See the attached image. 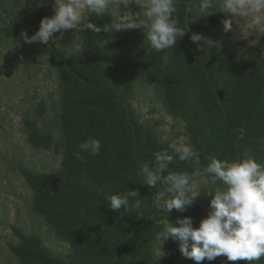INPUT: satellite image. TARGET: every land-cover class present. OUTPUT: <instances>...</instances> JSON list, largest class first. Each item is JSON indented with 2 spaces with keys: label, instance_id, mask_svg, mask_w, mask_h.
<instances>
[{
  "label": "rangeland",
  "instance_id": "rangeland-1",
  "mask_svg": "<svg viewBox=\"0 0 264 264\" xmlns=\"http://www.w3.org/2000/svg\"><path fill=\"white\" fill-rule=\"evenodd\" d=\"M46 1L52 5L55 12L54 0H22L29 12L32 6H39ZM129 10L133 14L140 12L135 4L129 5L127 9L120 7L122 13ZM227 18L224 12L218 11L216 15H210L205 23L203 22L206 26L212 22L216 23L214 29L216 43L223 38L229 39L232 45L240 44L245 48L264 43V36L260 37L258 34L248 36L247 31H242L243 23L238 27L234 23L232 29L225 32L223 21ZM177 22L178 26L186 27L183 23ZM129 29L132 28L120 31ZM87 31L81 29L77 32L70 29L57 32L54 33L55 42H51L78 58L79 66L85 68L81 64L83 53L78 55L67 46L71 45L76 35H83L81 39H84ZM190 37L187 29L185 36L177 42L175 48L158 51V58L161 59L156 66L158 70L154 71L152 76L140 81L131 80L132 76L128 72H123L115 78L116 84L111 86L112 92L106 94L84 81L71 78L69 68L59 59L52 58L48 49L41 44L26 43L22 37L7 38L0 35V264H44L35 255V249L24 244L22 237L34 238L38 241L36 245H40L52 259H66L71 247L77 245L86 253L104 254L105 260L110 264H128L122 250L115 251L109 246H101L95 237L83 229L70 228L60 216L49 220L37 208L47 207L59 213L71 210L76 214L114 220L108 210L86 196L61 190L47 183L31 182L27 177L28 174L47 176L66 174L64 164L70 159L77 160L78 155L82 153L87 157L90 174L97 171L98 179L111 178L113 176L111 167L116 166L117 161L116 149L120 148L113 142L121 133L117 127L110 124V118L118 113L120 107L121 114L127 110L134 115L140 126L139 134L144 135L146 130L160 144H186L192 148L190 124L200 122L201 127L208 128L207 143L212 139L223 140L220 143V154L223 156L220 155L217 159L231 162L253 158L264 166V132L259 138L250 139L249 142H244L241 134L233 136L230 124L234 121L231 122L222 110L218 90L212 87L209 74L203 70L200 59L193 54L191 49L193 42ZM173 59L181 68L182 78H190L191 82L187 84L191 91L201 96L199 103L187 109L191 115L184 113L180 104L177 105L180 106L177 111L171 109L159 84L160 77L163 76L167 80L168 93L173 97V74L161 70ZM214 70L220 73L221 66L215 67ZM61 73L64 74L63 79ZM68 79L73 81L68 82ZM157 80L158 84L155 82ZM101 97L114 105L108 107L106 113L92 106L101 100L99 99ZM95 121L97 122L95 130L91 132L90 127ZM122 135L128 137L130 134L126 131ZM89 138L100 141L104 148L100 155L93 156L81 150L80 145ZM223 144L227 145L225 150ZM238 146L241 148L237 153ZM130 157L133 158L134 155L131 154ZM189 160L199 163L196 156ZM147 162L149 164L150 160ZM106 165L110 168L108 173L104 171ZM173 172L187 171L175 169ZM122 174L123 177L124 173ZM194 179L202 184L200 196L187 208L194 207L191 219L193 227L198 228L209 211L212 197L207 193L215 191L222 185L220 182L216 185L205 184L203 177ZM153 194L147 211V223L138 227L131 225L130 222L127 224L129 231L139 229L142 234L148 235L147 255L143 258L134 256L132 262L136 264H139V260H142L140 264H170L171 254L168 247L170 238L163 245L165 255L157 259L155 237L165 222L173 223V220L176 221L175 218L182 213L176 209L170 213L160 210L159 204L168 194L159 189H155ZM147 229H152L153 232L146 233ZM37 250L41 254L38 248ZM111 252H115V255H111ZM117 255L121 256L120 260H116ZM217 264L248 262L228 261L223 256Z\"/></svg>",
  "mask_w": 264,
  "mask_h": 264
},
{
  "label": "trees",
  "instance_id": "trees-1",
  "mask_svg": "<svg viewBox=\"0 0 264 264\" xmlns=\"http://www.w3.org/2000/svg\"><path fill=\"white\" fill-rule=\"evenodd\" d=\"M199 3L200 0H176L177 12L173 14L174 19L183 23L184 26L188 25L190 36L197 33L207 40H212L211 44L204 41L200 42L203 45V50L198 48L196 43L192 44L191 49L193 54L200 59L203 70L209 74L212 87L218 90L222 110L231 119V122L234 121V123L230 122L233 136L241 134L244 142L259 138L264 132V55H262L264 53V43L246 48L240 44L232 45L227 38H223L216 43L214 41L216 23L212 22L209 26H206L203 22L205 23L210 15H216L218 8L213 7L211 9L213 13L198 17L197 7ZM53 15V7L48 1L39 6H32L29 12L25 9L22 0H0V35L13 38L22 37L21 34L25 33L28 37H31L38 30L41 20ZM112 19L107 15L97 17L93 14L89 16L88 22L103 27L111 23ZM82 41L84 50L81 64L85 68L79 66L78 58L65 49L54 45L51 41L48 45L36 43L48 49L52 58H57L65 64L70 70L71 78L84 81L106 94L112 92L111 86L116 84L115 78L123 72H128L132 76L131 80L140 81L152 76V73L158 70L156 66L159 65L161 57L158 58V51L151 48L142 30L129 29L116 32H104L102 30L97 34L88 30ZM153 60H155L154 63H152ZM168 62L170 64L163 66L161 70L173 74L172 87L174 94L173 97H170L167 80L161 76L159 84L162 87L163 95L167 97L171 109L177 111L176 109L180 107L177 105L180 104L183 106L182 111L191 115V112H187V109L191 105L199 103L201 96L191 91V87L187 84L191 82L189 77L182 78L178 62L174 59ZM219 65L221 71L216 73L214 69ZM61 75L63 79L64 74L61 73ZM71 81L73 80L68 79V82ZM184 81L185 83H183ZM155 82L158 84V80ZM99 99L101 100L93 103L92 106L104 113L108 111V107L114 106L108 99L102 97ZM120 108H118V113L110 118V124L117 127L121 133V136L113 142L114 145L120 148L116 149L115 157L117 161L116 166L111 167L113 168L111 169L113 174L111 178L98 179L96 176L97 171L90 174L87 168V157L82 153L78 155L77 160L70 159L64 164L66 174L62 173L55 176L28 174L27 177L31 182L47 183L58 189L86 196L108 210L115 218L114 220L101 216L94 218L89 217L87 214H76L71 210L59 213L47 207L37 208L49 220L60 216L70 228L79 227L83 229L84 232L95 237L101 246H109L115 251L122 250L128 264H136L132 262L134 256L143 258L147 255L148 235L142 234L139 229L133 232L129 231L127 224L130 222L131 225L138 227L140 224L147 223V211L151 199H153L154 190L159 189L165 192L164 185L158 184L156 188H150V186L144 184L145 178L140 173L141 166L148 164L149 159V165L155 167V154L167 151L173 155V163L165 170L164 176L175 169L194 173L210 163L209 157L219 158L220 155L223 156L220 154V143L223 140L222 138L221 140L212 139L210 143H207V126L205 128L201 127L200 122L190 124L192 130L190 143L199 163H194L192 160L181 161L172 152L169 145L156 142L150 132L145 130L144 135L143 133L139 134L138 129H140V126L137 124L134 115L127 110L124 114H121ZM96 123L95 121L90 127L91 132L95 130ZM126 131L130 134L128 137L122 135ZM226 147L227 145L223 144L224 150ZM240 148L241 146H238L237 153ZM103 150L104 148L101 146V151ZM131 154L134 155L133 158L130 157ZM109 170V166L106 165L104 171L108 173ZM122 173H124L123 177ZM140 174L142 177H140ZM142 179L144 180L140 181ZM133 189H136L140 195L141 207L139 209L132 208L126 212L122 206L118 213L108 209V198L111 195L121 194ZM192 209L194 210V207L181 211L183 215L181 214L178 218H191ZM178 218H175V220L177 221ZM176 221L173 220L174 225ZM152 232V229L146 230V233L151 234ZM22 238L26 246L35 249V255L44 264H110L105 260L104 254L100 252L95 254L86 253L77 245L71 247L66 259H52L47 256L40 245H36L38 241H35L34 238ZM170 240L168 244L171 254L170 264H196L194 260L182 256L179 251V241H174L171 238ZM36 247L41 251V254ZM189 250H191V241L189 242ZM110 254L115 255V252ZM221 257L223 256H219L212 261L205 259L200 264H217ZM120 258V255L116 256V260H120ZM138 263H142V260H139ZM256 263L264 264V258Z\"/></svg>",
  "mask_w": 264,
  "mask_h": 264
},
{
  "label": "clouds",
  "instance_id": "clouds-1",
  "mask_svg": "<svg viewBox=\"0 0 264 264\" xmlns=\"http://www.w3.org/2000/svg\"><path fill=\"white\" fill-rule=\"evenodd\" d=\"M132 4L139 7V13L120 11L121 6L127 9ZM213 7L228 17L223 21L225 32L231 30L234 23L236 27L243 23L242 31H247L248 36H264V0H200L198 17L213 13ZM54 9V15L43 18L31 37L21 34L24 42L48 45L50 41L55 42L54 33L70 29L77 32L87 29L97 34L102 30L116 32L132 28L145 33L152 49L163 51L175 48L188 29V25L178 26L174 19L173 14L177 12L176 0H54ZM93 14L97 17L107 15L113 19L111 23L100 27L88 22L89 16ZM82 36L76 35L71 45L67 46L78 55L84 50ZM190 39L201 50V41L212 43L197 33L192 34ZM80 148L95 156L100 154L101 143L98 139L89 138ZM169 148L181 161L196 156L186 144H170ZM208 159L210 163L192 175L187 172H169L164 176L165 170L173 163V155L167 151L155 154V167L149 164L141 166L144 184L150 188H156L158 184L165 186L168 195L159 204V208L167 213L173 209L186 210L200 196L202 184L194 177H203L205 184L216 185L220 182L222 185L207 193L212 197L209 211L198 228L193 227L190 217L178 218L175 225L164 223L155 237L157 259L165 255L163 245L171 238L179 241L182 256L197 264L205 259L212 261L219 256H225L228 261L243 260L254 264L264 258V166L253 158L231 162L215 157ZM139 197L136 189L111 195L108 198V209L114 213L120 212L122 206L126 212L132 208L139 209Z\"/></svg>",
  "mask_w": 264,
  "mask_h": 264
}]
</instances>
